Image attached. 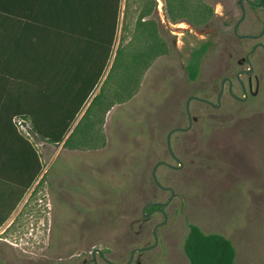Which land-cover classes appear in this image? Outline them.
Instances as JSON below:
<instances>
[{
  "label": "rangeland",
  "instance_id": "374dc122",
  "mask_svg": "<svg viewBox=\"0 0 264 264\" xmlns=\"http://www.w3.org/2000/svg\"><path fill=\"white\" fill-rule=\"evenodd\" d=\"M145 1L131 0L125 35L120 17L115 49L132 41L143 20H151L162 54L140 70L129 99L91 114V129L102 137L95 146L70 149L30 138L44 176L0 229V264H126L134 249L153 244L152 229L164 217H144L142 208L169 199L170 192L158 188L151 175L157 163L178 166L167 150L168 133L187 127L190 97L216 104L221 78L256 41L240 44L234 37L238 0H201L213 17L199 31L185 21L171 23L163 0L162 18L154 0L151 16L139 20ZM244 7L237 33H259L264 7ZM192 38H210L213 48L197 80L189 82L183 48ZM258 42L264 45V37ZM252 65L258 89L245 101L226 91L218 108L189 101L190 128L170 136L181 168L156 170L159 183L174 191L164 208L166 221L156 230V245L134 253L127 264H189L182 250L189 223L228 238L235 264H264L263 50L256 51ZM235 94L241 97L238 87ZM95 250L101 255L93 256Z\"/></svg>",
  "mask_w": 264,
  "mask_h": 264
},
{
  "label": "trees",
  "instance_id": "16d2710c",
  "mask_svg": "<svg viewBox=\"0 0 264 264\" xmlns=\"http://www.w3.org/2000/svg\"><path fill=\"white\" fill-rule=\"evenodd\" d=\"M130 2L0 0V229L44 176L37 150L15 120H27L34 138L54 147H93L102 137L91 129V114L129 99L140 70L162 54L157 25L143 20L153 13L154 0L141 3L143 21L132 41L115 49L121 16V32L127 31ZM163 3L171 23L185 21L193 31L213 17L201 0ZM192 40L183 48L189 82L197 80L213 48L210 38ZM187 228L182 250L189 264H235L228 238L191 223Z\"/></svg>",
  "mask_w": 264,
  "mask_h": 264
},
{
  "label": "water",
  "instance_id": "95a60500",
  "mask_svg": "<svg viewBox=\"0 0 264 264\" xmlns=\"http://www.w3.org/2000/svg\"><path fill=\"white\" fill-rule=\"evenodd\" d=\"M244 3H247V4L251 5V6H258V5H260L259 3L254 4V3L250 2L249 0H238V5H239L240 10H241V15H240L238 21L236 22V24H235V26H234V35H235L236 37H245V36H240V35L237 33L238 26H239V24L242 22V20L244 19V16H245V7H244ZM263 31H264V27H263ZM263 31H262V32H263ZM260 36H261V33L258 34V35L248 36V37H250V38H252V39H258ZM258 46H260L261 48L264 49V45H260V44L255 45V46L252 48V50L246 54V56H245V58H244V60H245V62H246V64H247L248 69L245 70V71H242V72H240V73L237 74V79L239 80V83H240V85L242 86L243 96H242L241 98H236V99L239 100V101H241V102H243V101L246 100L247 95H246V93H245V91H244L243 84H242V82L240 81L239 76H240V74H242V73L250 74V73L252 72V69H253V68H252V65H251V62H250V57L253 55L255 49H256ZM225 81H228L229 86H231V82H230L228 79H222V80H221V83H220V84H221V89L223 88V85H224V82H225ZM229 90H230V89H229ZM256 92H257V89L252 93V95H255ZM230 93H231V90H230ZM221 94H222V90H221V91L219 92V94H218V97H217V99H216V104H212L211 102H209V101H207V100H204V99H199V98H196V97H190L189 100H188V102L186 103V111H187V113H188V114H187V117H188V125H187V127H186V128H183V129H181V128H176V129L171 130V131L168 133V135H167V137H166L167 150H168L169 155L175 160L176 163H178V166H172V165H170V164H168V163L160 162V163H157V164L154 166L151 175H152L153 182L155 183V185H156L158 188L170 192L169 199H168L166 202H164V203H148V204H146V205L142 208V214H143L144 217H146V216L148 215V213H146V210H147L149 207H153V206H155L156 208H155L152 212H160L161 214H163L164 218H163V221H162L161 223L156 224V225L153 227V229H152V235H153V239H154L153 244H152L151 246H149V247L144 248V249H135V250H133V251L131 252V256H130L129 261L131 260L133 254H134L135 252H138V251H144V250H149V249L153 248V247L156 245V242H157V239H156V230H157L158 227H160L161 225H163V224L165 223V221H166V216H165L164 210H162L160 207H165V206H167V204L170 202V200H171V199L173 198V196H174V191H173L171 188H169V187H164V186H162V185L159 183V181L157 180V177H156V170H157V168H158L159 166H164V167L171 168V169H179V168H181V162L179 161V159H178V158L174 155V153L172 152L171 145H170V136H171L173 133H175V132H186V131L190 128V125H191V118H190V114H189V112H188V104H189V101H191V100H197V101H201V102H203V103H206V104H208V105H211V107H213V108H218L219 105H220V97H221ZM95 252L98 253V254H101L99 250H95V251L93 252V254H92L93 256H94V253H95ZM129 261H128V262H129ZM128 262H127V263H128ZM127 263H126V264H127Z\"/></svg>",
  "mask_w": 264,
  "mask_h": 264
},
{
  "label": "flooded vegetation",
  "instance_id": "af4514ba",
  "mask_svg": "<svg viewBox=\"0 0 264 264\" xmlns=\"http://www.w3.org/2000/svg\"><path fill=\"white\" fill-rule=\"evenodd\" d=\"M249 1L252 2V3H254V4H257V3L260 4V5H258V6H251V5L247 4V3H244V6H245V5L248 6V8L251 9V10H254V9H257V8H261V7H264V0H253V1L249 0ZM245 13H246V11H245ZM244 17H245V16H244ZM243 20H244V19H243ZM243 20H242V22H243ZM237 21H238V20H237ZM242 22H241V23H242ZM241 23H240V24H241ZM235 24H236V23H235ZM240 24H239V25H240ZM234 26H235V25H234ZM263 27H264V24L262 25V27H261L259 33H257V34H251V33L239 34L240 36H245V37H236V36L234 35L235 39H236L240 44H242V43H244V42H248V41H256V42L252 45L251 49H250L249 51H247V52L243 55V57H241V58H240L239 60H237L235 63H232V68L229 70V72H228L223 78H221V80H222V79H228V80L231 82V86H229L228 81H225V82H224V85H223V88L221 89V84H220V83H221V80H220L219 86H218V88H217V97H218V94H219V92H220L221 90H222L221 97H222V95H223V92L226 91L227 95H228L230 98H232L233 100H235V101H239V100H237L236 98H241V97L243 96L242 86L240 85L239 80L237 79V74L240 73V72H242V71H245V70L248 69L247 64H246V62H245V60H244L246 54H247L248 52H250V51L252 50V48H253L255 45H257V44L263 45L262 43L258 42V40H260L261 38L264 37ZM238 28H239V26H238ZM262 31H263V32H262ZM233 33H234V28H233ZM260 33H261V36H260L258 39H252V38L248 37V36L258 35V34H260ZM258 49L264 51V49L261 48L260 46H258V47L255 49L253 55L250 57L251 65H252V58L254 57V55L256 54V51H257ZM252 68H253V69H252V72H251L250 74L242 73V74H240V76H239L240 81H241L242 84H243L244 91H245V93H246V95H247L246 99L248 98L249 95H252V93H253L256 89H258V79H257L256 76H253V73H254V67H253V65H252ZM253 82H254V88H253ZM236 87H238V88L240 89V91H241V97H239V96H237V95L235 94V88H236ZM229 89L231 90V93H230V90H229ZM221 97H220V99H221ZM196 98H197V97H196ZM199 99H202V98H199ZM204 100H205V99H204ZM194 101H197V100H194ZM197 102L203 103V102H201V101H197ZM239 102H241V101H239ZM204 104H206V103H204ZM207 105H208V104H207ZM209 106H211V105H209ZM165 207H166V206H165ZM165 207H160V208H161L162 210H164ZM149 208H152V209L149 210L147 217H150V216H152L153 214H161L160 212H152V211L156 208L155 206H153V207H149ZM149 208H148V209H149ZM142 215H143V214H142ZM161 215L163 216V214H161ZM163 217H164V216H163ZM148 247H149V246H148ZM144 248H146V247H143V248H136V249H144ZM134 250H135V249H134ZM144 251H147V250H144ZM138 252H141V251H138ZM135 253H137V252H135ZM97 254H98V253H97ZM99 255H101V254H99Z\"/></svg>",
  "mask_w": 264,
  "mask_h": 264
},
{
  "label": "built area",
  "instance_id": "2783aa9c",
  "mask_svg": "<svg viewBox=\"0 0 264 264\" xmlns=\"http://www.w3.org/2000/svg\"><path fill=\"white\" fill-rule=\"evenodd\" d=\"M156 1H157L158 13H159L160 17L162 18V15H161L162 14L161 13L162 2H161V0H156ZM15 124H16L18 130L30 140V138L33 136L32 132H31L30 123L27 120L17 119V120H15Z\"/></svg>",
  "mask_w": 264,
  "mask_h": 264
}]
</instances>
